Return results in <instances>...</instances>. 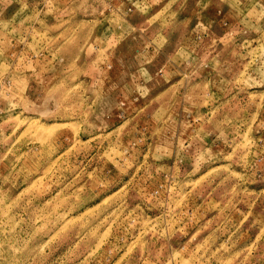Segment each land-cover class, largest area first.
<instances>
[{"label": "rangeland", "instance_id": "374dc122", "mask_svg": "<svg viewBox=\"0 0 264 264\" xmlns=\"http://www.w3.org/2000/svg\"><path fill=\"white\" fill-rule=\"evenodd\" d=\"M0 264H264V0H0Z\"/></svg>", "mask_w": 264, "mask_h": 264}]
</instances>
